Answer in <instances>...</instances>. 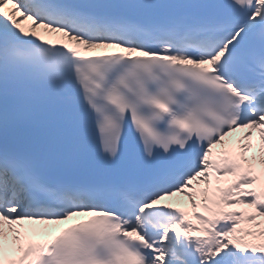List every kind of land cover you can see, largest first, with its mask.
Here are the masks:
<instances>
[{
	"label": "snow or ice",
	"instance_id": "6c2138e0",
	"mask_svg": "<svg viewBox=\"0 0 264 264\" xmlns=\"http://www.w3.org/2000/svg\"><path fill=\"white\" fill-rule=\"evenodd\" d=\"M0 264H264V0H0Z\"/></svg>",
	"mask_w": 264,
	"mask_h": 264
}]
</instances>
